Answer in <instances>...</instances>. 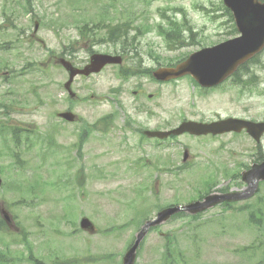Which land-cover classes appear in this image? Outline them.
Returning a JSON list of instances; mask_svg holds the SVG:
<instances>
[{
    "label": "rangeland",
    "instance_id": "rangeland-1",
    "mask_svg": "<svg viewBox=\"0 0 264 264\" xmlns=\"http://www.w3.org/2000/svg\"><path fill=\"white\" fill-rule=\"evenodd\" d=\"M221 2L0 0V121L30 130L21 132L18 144L10 132L0 133V202L9 203L21 226H5L0 232V250L6 253L0 264H33L31 253L45 264H122L141 221L155 216L161 207L194 201L212 183L213 187L244 186L240 179L234 181L229 169L235 171L236 160L252 162L256 144L248 136H226L221 139L226 144L222 149H217L219 142L214 139L180 137L178 144L190 148L185 163L191 168L179 170L183 153L177 143L160 144L142 131L169 129L183 117L264 119V66H260L264 54L254 61L259 62L255 67L259 78L253 91H242L233 80L204 93L188 77L165 83L150 77L122 80L116 75L117 67H107L98 75L76 78L73 89L93 98L74 104L63 87L66 71L56 66V60L48 59L47 48L58 55L79 37L76 20L98 22L106 12L105 18L112 16V20L143 15L137 23L149 20L152 31L140 38L139 45L160 51L164 57L146 65L175 64L196 50L236 36L230 33ZM27 4L32 12H25ZM170 17L186 24L180 25L179 33L171 29L175 49L166 50L156 30L160 25L171 26ZM36 21L38 40L30 41ZM63 21L72 25L59 26ZM135 33L131 29L129 35ZM90 42L81 40L76 45L78 57L72 59L77 64L86 63ZM114 48L106 42L93 46L102 52ZM139 83L145 94L135 98ZM116 88L121 91L115 93ZM151 93L153 97H149ZM70 106L81 121L58 118L57 112ZM84 121L98 123L81 154L73 145ZM260 144L264 150V139ZM228 150L234 151V157ZM142 157L157 158L160 170L141 169ZM168 159L169 163L164 162ZM251 202L257 205L259 200ZM86 215L95 222L96 233L80 228ZM247 217L245 212H228L217 206L199 219L179 217L164 223L147 233L136 264H166L169 244L177 264H264V232L249 226Z\"/></svg>",
    "mask_w": 264,
    "mask_h": 264
},
{
    "label": "water",
    "instance_id": "water-1",
    "mask_svg": "<svg viewBox=\"0 0 264 264\" xmlns=\"http://www.w3.org/2000/svg\"><path fill=\"white\" fill-rule=\"evenodd\" d=\"M224 2L233 12L238 30L242 35L197 51L177 67L156 71L155 76L157 79L169 80L189 73L202 86H213L233 74L242 63L246 62L264 48V2L261 0H224ZM116 61H120V58L108 55H95L92 61V68L82 72L88 74L93 70L99 71L105 64ZM63 63L69 69L72 80L78 70L66 61H63ZM70 82L66 84L67 87H70ZM61 115L69 120L74 119V114L71 112H65ZM242 127H247L253 135L257 133L258 139V135L264 131V123H254L230 118L212 124L187 121L171 131H147V134L165 137L169 134L183 133L188 130L197 133H218L233 129L240 130ZM244 179L247 181V187L243 191L225 194L212 193L203 200L187 205L171 206L161 210L156 218L149 219L144 223L141 230L137 233L134 244L126 252L123 264H134L137 259L139 245L150 227L165 222L173 214L180 211L194 214L224 200L234 201L251 197L258 190L260 181L264 180V162L255 164L250 170L245 172ZM3 213L5 218L11 221L8 212L3 209ZM81 225L84 229L91 232L95 231V225L87 217L82 219Z\"/></svg>",
    "mask_w": 264,
    "mask_h": 264
},
{
    "label": "trees",
    "instance_id": "trees-1",
    "mask_svg": "<svg viewBox=\"0 0 264 264\" xmlns=\"http://www.w3.org/2000/svg\"><path fill=\"white\" fill-rule=\"evenodd\" d=\"M222 8L225 9V11L227 12V14H228L229 17H230V20L232 21L233 19H232V14H231V12L228 11L223 5H222ZM27 9H29V8L27 7ZM103 22H104V21H103ZM180 24H181V23H180L179 21H177V20H173V26H172L171 29H172L173 31L179 33V32H180V28H176L175 26L180 25ZM183 24H186V22L183 23ZM111 25H112L111 23H108V24L99 23V24H97L96 26L90 28V31L93 32V31L97 30V31H96V34H94V35H95V36H98V35H101V31H102L103 29H108L107 32L104 33V34L106 35L107 38H109L110 36H114L115 38H120V37L126 36V33H127V31H123V30H121V28H122V27H127V26H129V25H130V21H126V22L120 23V24H118V25H116V26H111ZM76 27L79 28V29L81 30V28H80L79 25H76ZM88 29H89V24L86 23V24L83 26L81 32H82L83 30H85L84 32H86ZM89 33H90V32H89ZM90 34H91V33H90ZM163 34H164V33H163ZM101 38H102V37H101ZM102 40H108V39H104V38H102ZM243 68H244V70H246V69H247L246 65H245ZM243 68H242V70H243ZM242 70H241V71H242ZM18 129H19L18 127L15 128V133L18 131ZM16 156H18V154H16ZM257 199L259 200V202H258L257 205H255V204H253V202H251V204L249 203V204L247 205L248 208H247V206H246V208H247V209L249 210V212H250V217H251L250 220H251V219H255V220H256V221H252V220H251L250 223H251L252 225L256 226L259 230L264 231V198H263L262 196H258ZM179 216H180V217H181V216H184V214L182 213V214H180ZM199 216H200V215H196V216H193V218H197V217H199ZM5 226H6V223H5L4 220L0 217V232H1V231H4ZM169 246H170L171 248H168V249H167V254L165 255V260H166V262H167L166 264H177V263H176V252H175V251H171V249L173 248V247H172V244H169ZM4 256H6L5 251L0 250V257L3 258ZM58 264H61V263H58Z\"/></svg>",
    "mask_w": 264,
    "mask_h": 264
},
{
    "label": "flooded vegetation",
    "instance_id": "flooded-vegetation-1",
    "mask_svg": "<svg viewBox=\"0 0 264 264\" xmlns=\"http://www.w3.org/2000/svg\"><path fill=\"white\" fill-rule=\"evenodd\" d=\"M146 59H147V57H146Z\"/></svg>",
    "mask_w": 264,
    "mask_h": 264
}]
</instances>
